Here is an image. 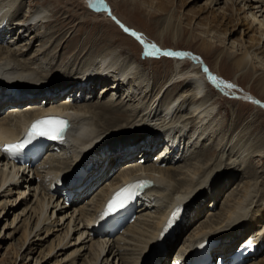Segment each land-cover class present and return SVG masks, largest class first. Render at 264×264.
I'll list each match as a JSON object with an SVG mask.
<instances>
[{
    "label": "bare ground",
    "instance_id": "1",
    "mask_svg": "<svg viewBox=\"0 0 264 264\" xmlns=\"http://www.w3.org/2000/svg\"><path fill=\"white\" fill-rule=\"evenodd\" d=\"M25 1L28 0H0V23L3 22L0 29V81L8 82L7 87H0V143L18 138L30 118L49 110L63 111L70 118L71 124L64 143L53 145L51 152H48L36 167H8L3 163L4 157L0 154V199H3L0 202L2 209L0 217L3 215V220L6 221L13 217L12 223L5 225L4 229L14 228V234L22 230L23 246L25 244L33 246L34 250L48 242L49 258H54L56 251H63L65 254L72 250L64 259L58 261L60 264H80L79 260H82V264H170L169 255L179 240L180 244L172 255L178 257H171V260L178 264H186V258L192 256V259L188 260L191 262L193 252L187 255L185 251L191 252L193 247L209 240L216 243L215 257L221 253L227 255L241 243L243 245L248 241L255 242L258 244L257 253L247 264H264V169L261 176L255 177L250 170L254 157L258 155L264 157L262 145L254 143L251 136H247L249 132L246 130L239 132L234 130L219 138L217 143L214 142L216 144L208 143L213 149L211 156L207 150H194L202 139L205 140L209 135L216 134L215 131L218 130L215 121L216 103L211 99L212 90L208 89L207 84L211 76L204 69L207 68L215 77L221 76H216L204 61L202 67L198 60L188 62L186 55L170 57L174 67L156 84L161 85V90L156 95L154 93L150 95V92L146 94L148 89L151 91L152 82L147 80L151 79L147 78L149 73H145L137 64L138 58L129 59L130 57L126 55L127 48L119 51L108 49L96 54L102 41H93L95 48L89 50V54L94 56L87 61L88 66L84 70L76 72L84 75L87 70L93 68L96 72L94 74L91 72L86 79L63 85L59 82L61 77L57 79L58 76L48 71V74H45L46 72L43 73L41 69L31 65L32 60L38 56L31 50L41 40L40 35L44 34L42 26H48L47 29L55 28L53 31L55 35H52V38L57 39L56 34L65 27L60 24H66L68 18L62 19L60 5L54 11L49 10L52 12L50 16L47 7L43 8L37 2H32L33 0H29L31 10L28 8L29 12L23 15ZM90 1L91 6L98 13L105 12L102 10L103 0ZM158 1L159 8H163L164 1ZM199 1L184 0L183 2L185 5H197ZM133 3L134 0H127L126 4L129 6L134 5ZM221 4L224 5L223 8ZM215 6L220 7L215 11ZM206 9L207 12L213 11L207 24L209 28H213L220 18L225 21L232 19L227 23L230 26L224 33L226 36L233 35L240 30L241 46L238 48L235 46L236 42H232L230 47H227L226 43L223 48L218 49L209 42H202V49L214 52L218 49L217 60L223 52L227 53L226 60L228 59L234 67L235 76L244 75L247 69L255 72L256 63L260 62H258L259 56H264V0H207L201 10ZM106 11L111 17L117 18L113 11L112 15L110 14V7L106 6ZM214 12H219V15H215ZM75 15L72 12L68 17L73 18ZM50 17H54L53 21ZM118 21L115 22L120 27L123 25L124 27H121L123 30L128 29L119 19ZM165 32L167 33L165 28L159 31L161 35H165ZM126 33L131 35L129 32ZM135 33L139 34L142 40H146L140 32L135 31ZM175 33H172L174 41L178 38ZM107 35L101 38L110 44L118 40ZM125 41L128 44L133 43L129 45L130 48L137 49L136 43L130 37L125 36ZM146 44L150 43L146 41ZM157 47L162 52L179 53L180 51L188 55L181 50H162L163 48L161 49L158 44ZM78 49L77 55H83L82 48ZM143 50L145 48H142ZM170 58H164L166 60L162 58V61L167 63ZM145 62L148 61L142 63ZM187 63L191 64L186 67ZM105 77H109L107 83L112 82V87L117 91L126 87L128 93L122 96V93L116 94L113 88L109 90L108 84L103 86L105 80L102 78ZM48 78L51 81H46ZM23 80L40 84L38 87L55 82L57 88L48 86L36 89L17 86ZM258 82L264 90V71ZM100 84L101 93L112 90L111 93L114 95L112 97L107 95L104 102L100 100L95 104L89 102L93 95L89 92V88L96 90ZM179 87H182V91H179L180 88L172 101L160 100L164 89L171 93ZM227 89L235 90V87ZM134 90H137V93ZM134 94L135 98L132 96ZM145 94L146 96L143 97L148 98L147 101L141 97ZM118 95L122 96L119 102H117L120 99ZM41 99L46 100L44 106L32 107L35 103H41ZM133 99L134 103H132ZM255 99L258 101L257 98ZM161 107H163L162 113L159 112ZM150 121L158 126L154 131L153 123ZM142 132L144 134L150 132L152 135L148 142L144 141L147 142L145 146L142 142L132 140L135 137H144ZM176 135L188 137V143H194V146L188 147L186 151L182 150L183 144L175 140ZM180 139L186 140V138ZM110 140L112 141L106 142ZM122 140H129L127 147L117 150L119 146L113 145ZM156 144L163 146L157 154L159 164L151 161L150 157L151 151L159 147ZM167 147L169 148L165 152ZM176 151L178 154L174 156ZM136 155L144 157V162L140 163L141 158L138 160ZM169 157H172L171 160ZM70 164L74 167L82 166V169L69 177L70 187L64 190L70 192L73 199L70 205L66 206L62 197L50 189L56 179L62 177L65 180L72 172L69 170L72 166ZM239 172L244 177L248 176L250 180L245 182L241 180L220 203V197L224 195L226 187L240 178ZM141 177L148 178L153 184L146 195L150 201V208L138 210L136 220L114 238L97 236L94 232L93 220L110 192L128 180ZM100 182L103 187L87 199V194ZM80 188L82 190L78 191ZM211 191H216L215 199L209 195ZM193 194L199 195L197 204L200 205L196 206L195 202L194 204L191 202ZM207 197L213 200L210 209L218 207L216 212L204 211L207 203L202 202ZM23 203L26 208L18 213L17 210ZM178 203L183 206V217L177 223L172 235L160 240L158 234L166 214ZM71 204H73L72 208ZM6 209H9L8 213ZM207 212L208 217L202 220ZM229 232L231 233L225 241L215 238ZM34 250H30V253ZM44 252L42 251L41 254ZM18 257L19 252L15 260Z\"/></svg>",
    "mask_w": 264,
    "mask_h": 264
},
{
    "label": "rangeland",
    "instance_id": "2",
    "mask_svg": "<svg viewBox=\"0 0 264 264\" xmlns=\"http://www.w3.org/2000/svg\"><path fill=\"white\" fill-rule=\"evenodd\" d=\"M163 1H164L163 8L161 7L159 8L158 0L157 2L156 0H136V1L134 0V3H133L134 5H129V6H127L126 4L127 0H103V4L104 6L108 5V7H110L111 9L110 14L112 15V11H113V13H115V16L121 21V23L125 24L128 28H132L136 32H140L141 34H143L146 38V40H143L144 43H146L147 41V43L155 44L156 46L158 44L161 49L163 48L162 50L180 49L181 51L187 52L188 55H186L187 56L186 59L188 60V62H192V60H198L199 65L202 67H203V63L205 62L207 66L209 67V69H211V71L216 73V76L217 75L221 76V77H218V76L216 77L218 80H221V81L226 80L228 81V83L235 85V90H231L221 85L217 86V84H215L211 79H209V81L207 82L209 86L208 89L212 90L211 99H213V101H215L216 103L217 114H216L215 121L217 123L216 129L218 130L215 131L216 134L209 135V137L206 138L205 140L202 139L198 147H195L194 150H197V151L207 150V153L211 156L213 154V149L212 147L208 146V143H210V145H214L217 143L219 138L226 136L227 134H229L230 132L234 130H237V132L246 130V132H249V134L248 135L246 134V135L247 136L250 135L254 143H258L257 145L259 146L262 145L261 149L263 150V154H264V109H263L264 107L261 106L262 104L264 105V90L262 89L260 82H258L262 72L264 71V56L263 55L259 56L258 62L259 61L260 62L256 63V67L254 68L255 72L252 71L251 69H247V72L244 75L238 74L235 76L234 67L231 65L228 59L226 60V57H228L227 53L223 52L222 55H220V58L217 60L218 49L223 48L224 44L227 43L226 44L227 47H230L232 42H236V45H235L236 47L241 46V44L239 43L240 30L239 31L237 30L238 27L235 28V30H237V34H233V35L228 34L226 36L224 33L225 30L227 31L228 27L230 26V24H227V23H229V21L232 19L225 21V19L220 18L219 22L215 24L213 28H209L207 24L209 23V19H211V12L213 11L210 10V12H207V9L201 10L204 8V5L207 2V0H200L197 5H192V4L185 5L183 2L184 0L182 1L181 0H163ZM25 2H24L25 4L23 5V11H22L23 15H26L29 12V9L31 10V6L29 5L30 1L28 0ZM32 2H37L39 6L41 5L43 8L47 7L46 9L50 16H52L51 11H54L60 5L59 11L62 14L61 15L62 19L64 17L68 18L66 20L68 21L66 24H60V26L65 25V27L62 30H59L60 31L59 34L58 33L56 34L57 39L52 38L53 37L52 35H55V32L53 33L55 28L47 29L48 26L46 25L42 26V28L38 26L39 28L42 29L44 34L40 35L41 37L39 39L41 40H39V43L36 41L37 44H35L34 45L35 47L31 50V52H35L38 55L36 56L34 60H32L31 65H33V67H35L36 69H39V70L41 69L40 71L43 73L46 72L45 74H48L49 72L53 74L54 76H58L57 79L61 77L59 82H61L63 85L80 80V79H86L87 76L90 75L91 72L93 74L96 72L95 71L96 69L94 68L87 70L84 75L76 72L77 70H84L88 66L87 61L92 56H94V55L89 54V50H91L92 48H95V46L92 43L93 41H96V42L102 41V43L100 44V48H98V51L96 52V54L102 51H106L108 49H115L119 51L123 48H127L126 55L130 57L129 59L136 60L138 58L139 63L137 62V64L143 68L145 73H149L147 78H151V79H147V78L146 79L152 82L150 83L152 87L151 91L150 89H148L149 91H147L146 94L150 92L149 93L150 95L152 93L156 95L157 92L161 90V85L160 86L158 85L159 86L158 87L156 84L158 83V81H160L163 78L164 74H166L168 71H171V69L174 67V63L171 61L170 57H167V56L145 57L142 51V48H144V45L140 43L137 39H134V37H132L131 35L129 36V34L124 32L123 28H121L117 23H115V20L112 19L110 15H108L109 13L108 11H106V7L104 10L105 11L104 13H98L91 6L92 4L90 0H33ZM221 6H222L221 8L224 7L223 4H221ZM219 7L220 6H215L214 10L215 11L218 10ZM72 12L76 14L75 17L73 18L68 17L71 15ZM218 13L219 12H214L215 15H219ZM53 19L54 17H50L51 21H53ZM164 28L167 31V33L165 32L166 33L165 35H161L159 31ZM19 30H17V32ZM45 32H47V34H45ZM64 33L67 35H63ZM107 33L109 37H111L112 39L115 38L118 40L115 41L114 44H110L106 40H103L101 36L107 35ZM172 33H175L177 35L178 37L177 40L174 41L172 39L173 38ZM125 36L130 37V39H132L133 42L136 43L137 45L136 50L134 48H130L129 45H132L133 43L128 44L125 41ZM63 38H65V40ZM202 42H206V43L209 42L213 44L216 48H218L217 51L215 52L212 50L204 51L201 47ZM80 47L82 48V51L84 53L83 55H80V54L77 55V52L79 50L78 48ZM62 55H64V57H62ZM162 58L163 60H166L164 58H170V59L166 63V61H162ZM150 59H152V61H149ZM153 59H155V61ZM200 59L202 60L200 61ZM146 60L148 62L142 63ZM190 64L187 63L186 67H188ZM136 67L138 66L136 65ZM117 74L118 73H116V75ZM108 78L109 77L102 78L103 80H105L104 82L105 85L103 86H106L108 84L107 86H109L108 87L109 90L110 88H113V91L114 92L116 91L115 92L116 94L117 92L118 94L122 93V96H124L125 93L126 94L128 93L126 92V87L117 91L115 87H112L113 85L112 82L108 81L109 83H107ZM46 81H51V80L50 78H48V80ZM110 83H112L111 86H110ZM20 85H22V87H35L36 89H40L42 87H48V86L51 88H57L55 82L47 83L46 85H43L42 87H38L40 86V84H34L31 80H23L17 86H20ZM7 86H8L7 81H2V80L0 81V87L4 88ZM101 86H102L101 84L98 85V87H96V90L89 88V92H91V95L93 93L89 102L94 103V104L97 103V101L99 100L104 102V100L106 101L105 97L107 95H110V97L114 95L113 93H111L112 90L111 92L109 91L110 93L109 92L101 93V89H100ZM178 90L182 91V87H179L178 89L173 91L174 93L173 92L170 93L167 91V89H164L162 93V97H160V100L162 99L161 100L162 102L168 101V100L172 101V99L175 98L177 92L179 93ZM134 91L137 93V90H134ZM241 91H244V92H241ZM146 94L141 95V97L143 96L145 97ZM118 96H120V99L117 102H119L122 99L121 95H118ZM132 96L133 98L136 97L135 94ZM251 96L254 98H251ZM81 97L83 96L81 95ZM255 98L258 99L259 101L258 104H256L258 101ZM244 99L245 100L249 99L252 101L248 102V101H245ZM43 100L42 102H44ZM128 100L130 102V98H128ZM144 100L147 101L148 98L147 99L144 98ZM125 101H127V99ZM134 102L135 100L133 99L132 103ZM159 112L160 113L163 112V107H161ZM152 123H153L152 125L153 131H154L158 126L154 124V122ZM192 131L193 130H191L190 133H192ZM116 132L118 131L116 130ZM146 134L147 133L144 134L142 132V136L144 135V137L142 138H140L141 136L135 137V138H132V140L134 142L135 141L139 143L142 142L143 145L145 146V144H147V142L149 141L148 139L152 137L150 132L147 135ZM180 138H186V140L182 141ZM125 140L119 141L117 144L113 146H116V147L119 146L117 150L122 149L129 142V140L128 141H125ZM145 140H147V142H144ZM175 140H179L181 144H183L182 150H185V151L188 147L194 146V143L193 144L188 143V137H180L176 135ZM111 141L112 140L106 141V142H111ZM120 142H123L124 144ZM161 144H165V143H161ZM105 145H108V144H105ZM157 146H159V144ZM162 147L163 146L155 147L154 152L153 150L151 151L150 157L152 158L153 156H157V154L162 150ZM185 151L183 153L184 154L183 157L185 156ZM140 153L142 152L140 151ZM143 154L145 155L144 152ZM177 154H178V151L175 152L174 156H176ZM137 156L138 155H136V158L138 160L139 158L144 159V157H137ZM171 158L172 157H169V160H171ZM174 166H178V165H174ZM73 167L74 165H72L71 168H69V170L72 171ZM251 167L253 169V170L250 169L251 172L254 174L253 177L261 176L263 169H264V157L260 155L254 157L252 160ZM241 169L243 170V168ZM252 173H250V175ZM238 176H240L239 179L233 181L231 185L226 187L224 195H221L220 197L221 198L220 203L223 202L225 200L224 198L227 197V195L233 189L237 187V185L241 182V180L244 182L250 180L248 176L244 177L241 173L238 174ZM102 187H103L102 182L98 183L96 187L94 188V190L93 191L91 190L87 194V199H90ZM25 191H27L26 188H25ZM209 195L212 196V199H215L214 197L216 196V191L209 192ZM14 197H17V196H14ZM1 201H3V199H0V202ZM198 201H199V195L193 194V198L191 202H193V204L195 202L196 203L195 205L198 206L200 205V204H197ZM212 201L213 200H211V198L209 197L203 200L202 202L203 204L207 203V206L205 205L204 211H211V212L217 211L218 207H215L214 209H210L211 205H213ZM65 205L69 206L66 203ZM72 205L73 204H71V208L73 207ZM24 208H26V206L23 203L22 205H20V209L17 210L18 213H20ZM6 211H7L6 213H8L9 209L8 210L6 209ZM1 213H2V209H0V215ZM208 215L209 213L207 212L204 215L205 217L202 218V220L207 218ZM3 218L4 216L2 215L0 217V264H60L58 263V261H60L61 259H64L67 254L72 252V250L71 251L69 250L64 254L63 251L62 252L56 251L55 257L49 258L47 256L49 252L47 248L48 242L45 243L43 247L37 248L36 250H34L35 248L33 246H28L26 244L23 246L24 238H23L22 230H19L18 233L14 234L13 232L14 228H9L7 230L4 229L5 225H10L12 223L13 217L11 216L8 221H6V219L3 220ZM188 231L186 232V234L189 233ZM230 233L231 232L226 233L220 237H218L219 236L218 235L215 238H218L221 241H225L226 238L229 237L228 235ZM10 234L11 236H9ZM181 240H183V238H181ZM179 244H180V240L177 243V246L172 249V252L169 255L170 260H171V257L174 251L176 250V248H178ZM30 250L31 251L34 250V251L30 253ZM193 250H194V247L192 248L191 252L185 251V254L187 253V255H191ZM42 251H45V252L41 254ZM18 252H19V257L17 260H15V257ZM175 257H178V256L174 255V257L172 258H175ZM179 257L182 258V256H179ZM186 259L191 260L192 256ZM79 261H80L79 262L80 264L83 263L82 260H79ZM62 264H66V263H62Z\"/></svg>",
    "mask_w": 264,
    "mask_h": 264
},
{
    "label": "snow or ice",
    "instance_id": "3",
    "mask_svg": "<svg viewBox=\"0 0 264 264\" xmlns=\"http://www.w3.org/2000/svg\"><path fill=\"white\" fill-rule=\"evenodd\" d=\"M121 27H124V26L121 25ZM124 31L128 32L129 30L127 28H124ZM131 35H133L140 43L144 45V48H145L144 55L146 57H156V56H168V57L181 56L183 57L187 55L185 53L166 52V51L162 52L155 44L144 43V41L141 39L139 34L132 32ZM204 71L208 72V69L205 68ZM210 78L215 84H217V86L223 85L226 88L235 87V85H232L230 83H225L224 81L218 80L214 76H211ZM261 106H264V105H261ZM65 131H66V121L60 120L58 118H48V119L40 120L32 125L31 130L28 133V136L24 142L18 143V144L5 145L3 147V151L15 157L25 148V146L28 143H30L36 137H47L49 139H61ZM144 186H146L145 182H140V183L128 186L125 189L121 190V192L117 193L116 196L113 198V200L109 202L105 215L112 214L124 208L125 205L134 198L136 192L139 191ZM180 212H181V209L177 208L176 211L172 214V217L170 218L168 225L164 230L165 233L168 231V229H170L173 226L175 221L179 218ZM162 236H163V233H162ZM251 243H252L251 241H248L249 246H251Z\"/></svg>",
    "mask_w": 264,
    "mask_h": 264
},
{
    "label": "water",
    "instance_id": "4",
    "mask_svg": "<svg viewBox=\"0 0 264 264\" xmlns=\"http://www.w3.org/2000/svg\"><path fill=\"white\" fill-rule=\"evenodd\" d=\"M208 74H209V72H208Z\"/></svg>",
    "mask_w": 264,
    "mask_h": 264
}]
</instances>
